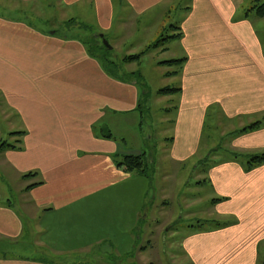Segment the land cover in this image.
I'll return each instance as SVG.
<instances>
[{
    "label": "crops",
    "instance_id": "crops-1",
    "mask_svg": "<svg viewBox=\"0 0 264 264\" xmlns=\"http://www.w3.org/2000/svg\"><path fill=\"white\" fill-rule=\"evenodd\" d=\"M174 2L61 0L75 19L92 24L94 17L100 38L115 26L136 29L140 18L159 7L168 12ZM181 2L185 5L172 27L181 37L156 48L173 53L170 60L185 59L169 75L181 88L166 109L169 155L181 161L195 157L209 116L229 124L233 152L263 153L264 38L251 17H264L253 6L242 8L239 0ZM139 98L137 82L111 76L75 35L59 37L29 17L0 15V112L13 132H24L12 136L20 139L21 149L2 152L20 178L32 181L22 190L21 205L13 204L0 184V238L12 244L29 239L37 250L31 257L0 255V264H93L88 257L94 249L106 247L120 257L135 251L150 182L118 167L116 156L142 151L126 152L115 126L118 115L139 111ZM108 109L117 114L110 125ZM260 120L255 130L239 133ZM102 124L113 132L111 138L101 134ZM248 160L234 156L201 170L197 184L211 187L210 206L232 220L184 238L182 253L191 264H259L264 163L248 170ZM216 198L224 199L213 203Z\"/></svg>",
    "mask_w": 264,
    "mask_h": 264
},
{
    "label": "rangeland",
    "instance_id": "rangeland-1",
    "mask_svg": "<svg viewBox=\"0 0 264 264\" xmlns=\"http://www.w3.org/2000/svg\"><path fill=\"white\" fill-rule=\"evenodd\" d=\"M258 1L264 2L239 0V3L243 4L242 8H251L256 7ZM62 5L61 0H38L28 4H19L17 0H0V15L9 18L29 17L37 28L48 33L57 31L59 37L75 35L84 42L91 55L100 59L111 76L137 82L140 89L139 111L117 116L108 109L105 118L110 125L117 116L115 134L118 142L126 152H145L150 166L146 176L150 182L145 205L147 215L139 223L141 231H138L139 240L135 251L120 257L106 247H101L94 249L88 258L93 264H105L106 261L108 264H191V260L182 253L184 238L199 230L223 227L232 220V217L221 218L218 215V211L210 206L211 187H200L197 182L202 180L201 170L212 167L214 161L236 157L237 153L230 149L234 133L232 129L226 130L229 125L227 122L220 123L218 118L209 116L202 145L195 157L181 161L169 155L168 138H171L172 132L167 122L170 115L166 109L171 108L177 98L174 95H160L159 90L178 86L177 79L168 73L178 71L180 66L161 64L174 55L157 49H152L140 60L121 62L126 55L138 54L160 39L173 35L172 25L181 16L180 10L185 3L175 0L168 12L167 6L161 10L157 8L145 19L140 18L136 29L124 27L122 31L115 26L113 33L106 34L105 38L96 37L98 29L94 17H91L94 20L92 24L81 22L73 17L71 9L68 11ZM251 19L264 38V20H257L255 14ZM14 128L0 112V142H11L13 138L10 133ZM108 131L112 132L107 124H102L101 134H107ZM6 155L0 150L1 189L8 192L13 204L21 205L25 200L22 190L32 181L20 178L7 163ZM122 157L116 156L115 160L120 161ZM245 157L239 155L236 158ZM0 239H3L0 240V255H37L29 239H22L23 242L19 244H12L2 237ZM263 248L264 244L259 247V264H264Z\"/></svg>",
    "mask_w": 264,
    "mask_h": 264
},
{
    "label": "trees",
    "instance_id": "trees-1",
    "mask_svg": "<svg viewBox=\"0 0 264 264\" xmlns=\"http://www.w3.org/2000/svg\"><path fill=\"white\" fill-rule=\"evenodd\" d=\"M253 10H255L256 14L259 17H264V2H261L259 4H256V7L253 8ZM172 27H176L175 25H173ZM181 37V33H174L173 35L164 37L162 39H160L159 41L155 42L152 45H149L144 51L138 53V54H131V55H126L125 57H123L121 59V62H132V61H136V60H140L145 54H147L148 52H150L152 49H156L159 48L161 46H165L167 44V42L169 40H174L177 38ZM166 47L163 48V50H165ZM105 49V47H104ZM185 61V59H173V60H167V61H162L161 64H168V65H178L180 66L183 62ZM178 71L175 72H170L168 73V75L170 74H176ZM125 80V79H124ZM126 81H132V80H126ZM181 91V88H171V87H165L159 90V94L160 95H172L175 94L177 92ZM141 104H139L140 106ZM262 120L260 121H256L246 127H243L239 133H244V132H249L252 130H255L256 128H258L259 126H261L262 124ZM24 132H13L11 133V135L14 136H21L23 135ZM104 137H108L111 138L112 133L110 131H108L107 134H103ZM0 149H13V150H18L21 149L20 147V139H16L14 141H1L0 142ZM146 154L143 152L141 154L135 155V154H125L123 155L121 161H118V167L123 168V170L125 172L128 173H136V174H142L147 176L148 172L150 170V166L149 163L147 162L146 159ZM236 157H239V154H236ZM246 157L249 159L247 164L248 167L247 169L250 170L254 167H256L257 165L263 164L264 163V152L263 153H259V154H254V155H246ZM31 174H27L24 175L25 177L30 176ZM224 198H216L213 199L212 202L216 203L218 201L223 200ZM142 220V219H141Z\"/></svg>",
    "mask_w": 264,
    "mask_h": 264
},
{
    "label": "water",
    "instance_id": "water-1",
    "mask_svg": "<svg viewBox=\"0 0 264 264\" xmlns=\"http://www.w3.org/2000/svg\"><path fill=\"white\" fill-rule=\"evenodd\" d=\"M101 37L104 38L103 35H101ZM105 41H106V40H105ZM105 43L107 44V46H108L109 48H112L111 46H109V43H108L107 41H106Z\"/></svg>",
    "mask_w": 264,
    "mask_h": 264
}]
</instances>
